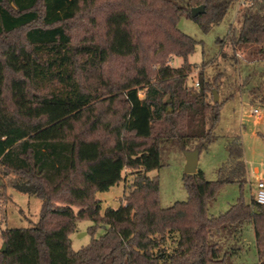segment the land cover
I'll list each match as a JSON object with an SVG mask.
<instances>
[{
  "label": "trees",
  "instance_id": "16d2710c",
  "mask_svg": "<svg viewBox=\"0 0 264 264\" xmlns=\"http://www.w3.org/2000/svg\"><path fill=\"white\" fill-rule=\"evenodd\" d=\"M248 1L240 27L217 41L262 56L264 0ZM232 2L0 0V197L11 187L41 204L35 224L0 230V264H242L248 225L264 264V206L254 196L209 212L225 184L247 182L238 135L217 179L183 172L184 201L162 207L158 179L148 175L163 167L169 145L200 153L217 138L225 100L208 93L220 73L208 80L201 68L197 88L186 84L199 41L177 22L185 16L207 32ZM169 55L182 64L170 66ZM262 90L264 80L250 93L264 102ZM125 170L124 203L100 215L96 192L127 182ZM83 219L92 221L90 240L74 250L70 234Z\"/></svg>",
  "mask_w": 264,
  "mask_h": 264
},
{
  "label": "rangeland",
  "instance_id": "374dc122",
  "mask_svg": "<svg viewBox=\"0 0 264 264\" xmlns=\"http://www.w3.org/2000/svg\"><path fill=\"white\" fill-rule=\"evenodd\" d=\"M248 4V0H233L222 20L207 32H203L198 24L185 16H181L177 22L181 31L199 41L194 52L187 56V60L195 68L188 73L186 84L194 89L197 88L195 83H198L197 76L201 68L208 80H213L219 72L220 87L218 90H213L218 94L217 101L225 100L220 106V116L214 128L217 138L200 151L197 169H202L207 179H217V169L227 158L225 145L236 135L240 137L243 158L247 166V182L242 186L238 183L225 184L220 189L216 201L209 208V212L213 215L225 211L231 204L237 202L238 198L250 201L256 190V178L261 176L264 179V102L259 98H253L250 93L253 85L264 80V55L253 57L249 53L251 47L233 48L228 38L224 40V47L217 41L228 36L230 29L240 27L241 12ZM233 55L236 59L232 58ZM182 62L181 57L174 55H169L167 58V63L173 67H179ZM141 95L142 92L139 91V96ZM213 95L209 92L208 99H212ZM165 102L169 110L171 108L169 98H166ZM253 107H257L260 113L252 114L250 110ZM99 135L102 139L107 138L104 133ZM184 150L187 149L169 145L162 155L163 167L148 171L149 176H156L158 179V201L162 207L176 201H184L187 197L182 180L185 166ZM128 172L129 170L123 172L127 176V182L121 180L108 190L96 192V198L100 202V215L106 208L114 209L124 203L123 196L127 192V184L132 179V175L129 176ZM11 177L10 174L3 180L8 181ZM40 208V200L37 197L8 187L5 196L0 197V230L35 224ZM90 225H92L90 220H79L76 230L70 234L72 249L77 250L89 242L90 237L86 229ZM103 232L104 228L98 227L94 237ZM242 234L243 248L237 262L258 264V253L251 225L246 226ZM3 243L0 238V248Z\"/></svg>",
  "mask_w": 264,
  "mask_h": 264
},
{
  "label": "water",
  "instance_id": "95a60500",
  "mask_svg": "<svg viewBox=\"0 0 264 264\" xmlns=\"http://www.w3.org/2000/svg\"><path fill=\"white\" fill-rule=\"evenodd\" d=\"M204 11V6L199 5L195 8L191 9V16L195 17L197 14L202 13ZM264 93V92H263ZM212 94H214V102H217L218 94H216V91L213 90ZM170 109L168 110V112ZM185 153V163H184V173H195L197 171V161L199 156V150L193 149V150H184ZM6 244L3 243L0 251H5Z\"/></svg>",
  "mask_w": 264,
  "mask_h": 264
},
{
  "label": "built area",
  "instance_id": "2783aa9c",
  "mask_svg": "<svg viewBox=\"0 0 264 264\" xmlns=\"http://www.w3.org/2000/svg\"><path fill=\"white\" fill-rule=\"evenodd\" d=\"M195 86L197 87L198 83H195ZM250 111L255 115L260 113L257 107H253ZM254 198L259 204L264 206V179L261 177L256 178V190L254 193Z\"/></svg>",
  "mask_w": 264,
  "mask_h": 264
},
{
  "label": "crops",
  "instance_id": "0c3cea01",
  "mask_svg": "<svg viewBox=\"0 0 264 264\" xmlns=\"http://www.w3.org/2000/svg\"><path fill=\"white\" fill-rule=\"evenodd\" d=\"M258 177H261V176H258ZM258 177H257V178H258ZM261 178H262V177H261Z\"/></svg>",
  "mask_w": 264,
  "mask_h": 264
}]
</instances>
